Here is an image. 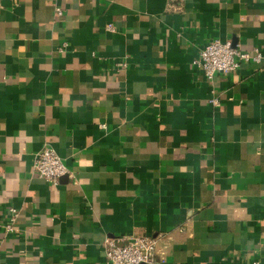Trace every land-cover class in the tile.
I'll list each match as a JSON object with an SVG mask.
<instances>
[{
	"label": "crops",
	"instance_id": "obj_1",
	"mask_svg": "<svg viewBox=\"0 0 264 264\" xmlns=\"http://www.w3.org/2000/svg\"><path fill=\"white\" fill-rule=\"evenodd\" d=\"M213 38L264 53V0H0V264L137 234L161 264H264V60L209 81ZM44 146L72 177L34 174Z\"/></svg>",
	"mask_w": 264,
	"mask_h": 264
},
{
	"label": "built area",
	"instance_id": "obj_2",
	"mask_svg": "<svg viewBox=\"0 0 264 264\" xmlns=\"http://www.w3.org/2000/svg\"><path fill=\"white\" fill-rule=\"evenodd\" d=\"M56 12L58 15L63 13L60 7L56 8ZM107 30H114L113 23L107 25ZM66 47L67 43H64L61 50ZM263 60L264 53L258 47L247 50L233 45L230 39L213 38L199 49L192 65L202 70L205 78L211 81L218 75L236 73L243 64H260ZM124 67L126 63L115 65L117 71ZM210 102L220 105L217 96L212 97ZM33 171L35 175L54 185H58L65 175L73 176L57 150L50 146H44L35 153ZM19 217L20 212L16 207H8V216L0 222V226L6 233H15ZM104 247L106 259L110 264H161L164 261L158 238L148 234L106 237ZM253 264L260 262L256 260Z\"/></svg>",
	"mask_w": 264,
	"mask_h": 264
}]
</instances>
